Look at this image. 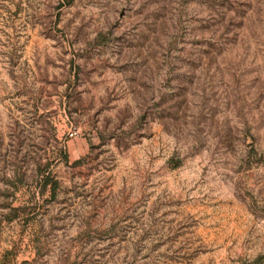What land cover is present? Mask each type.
I'll return each instance as SVG.
<instances>
[{"label":"rangeland","instance_id":"obj_1","mask_svg":"<svg viewBox=\"0 0 264 264\" xmlns=\"http://www.w3.org/2000/svg\"><path fill=\"white\" fill-rule=\"evenodd\" d=\"M0 264H264V0H0Z\"/></svg>","mask_w":264,"mask_h":264},{"label":"built area","instance_id":"obj_2","mask_svg":"<svg viewBox=\"0 0 264 264\" xmlns=\"http://www.w3.org/2000/svg\"><path fill=\"white\" fill-rule=\"evenodd\" d=\"M70 136H72V134H70Z\"/></svg>","mask_w":264,"mask_h":264}]
</instances>
